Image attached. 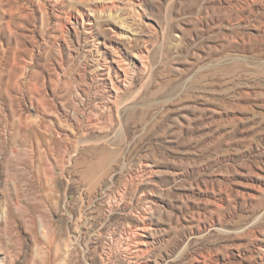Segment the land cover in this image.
Here are the masks:
<instances>
[{"label": "rangeland", "instance_id": "374dc122", "mask_svg": "<svg viewBox=\"0 0 264 264\" xmlns=\"http://www.w3.org/2000/svg\"><path fill=\"white\" fill-rule=\"evenodd\" d=\"M0 264H264V0H0Z\"/></svg>", "mask_w": 264, "mask_h": 264}]
</instances>
